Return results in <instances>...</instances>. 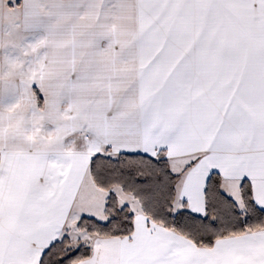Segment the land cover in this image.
Wrapping results in <instances>:
<instances>
[{"label":"snow or ice","instance_id":"obj_1","mask_svg":"<svg viewBox=\"0 0 264 264\" xmlns=\"http://www.w3.org/2000/svg\"><path fill=\"white\" fill-rule=\"evenodd\" d=\"M0 264H264V0H0Z\"/></svg>","mask_w":264,"mask_h":264}]
</instances>
